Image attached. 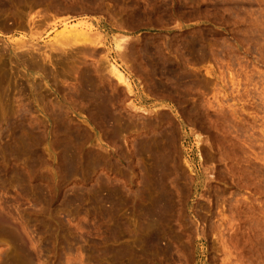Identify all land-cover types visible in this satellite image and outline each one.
I'll return each instance as SVG.
<instances>
[{"label":"rangeland","instance_id":"obj_1","mask_svg":"<svg viewBox=\"0 0 264 264\" xmlns=\"http://www.w3.org/2000/svg\"><path fill=\"white\" fill-rule=\"evenodd\" d=\"M0 264H264V0H1Z\"/></svg>","mask_w":264,"mask_h":264},{"label":"bare ground","instance_id":"obj_2","mask_svg":"<svg viewBox=\"0 0 264 264\" xmlns=\"http://www.w3.org/2000/svg\"><path fill=\"white\" fill-rule=\"evenodd\" d=\"M1 1V0H0ZM69 32H71V34L73 35V33L75 32H78L76 29H74V30H71V31H69ZM68 32V33H69ZM73 32V33H72ZM70 34V35H71ZM77 34V33H76ZM75 34V35H76ZM81 36V35H80ZM76 37V36H75ZM78 38H79V36H77ZM78 38H76L77 39V41H78ZM71 39V38H70ZM72 39H73V37H72ZM75 39V40H76ZM67 41V40H66ZM186 41V40H185ZM196 45V44H195ZM205 45V44H204ZM184 46V45H183ZM117 47V46H116ZM121 47V46H120ZM78 48V47H77ZM122 48V47H121ZM177 48V47H176ZM179 48V47H178ZM207 48V47H206ZM121 50V49H120ZM123 50V49H122ZM162 50V49H161ZM184 51V50H183ZM187 51V50H186ZM124 52V51H123ZM169 54V53H168ZM191 54V53H190ZM197 56V55H196ZM166 59V58H165ZM188 59V58H187ZM190 61V60H189ZM154 63V62H153ZM177 64V63H176ZM31 65V64H30ZM155 65V64H154ZM165 66V65H164ZM35 67V66H34ZM39 67V66H38ZM114 71H116V74L114 75L115 76V78L116 77H118V79L120 80V81H123V77L121 76V74H120V72H119V70L115 67V66H113V68H112ZM114 73V72H113ZM192 73V72H191ZM117 75V76H116ZM173 76V75H172ZM164 77V76H163ZM169 78V77H168ZM117 79V80H118ZM119 82V81H118ZM184 84V83H183ZM199 84V83H198ZM201 84V83H200ZM128 86V85H127ZM160 86V85H159ZM64 117V116H63ZM149 122V121H148ZM70 124V123H69ZM147 124V123H146ZM69 127V126H68ZM58 128V127H57ZM70 129V128H69ZM66 130V129H65ZM115 131V130H114ZM61 132V131H60ZM63 132V131H62ZM67 132V131H66ZM58 134V133H57ZM70 135V134H69ZM74 135V134H73ZM144 138V137H143ZM151 138V137H150ZM71 139H72V137H71ZM148 139V138H147ZM59 140H61V139H59ZM68 140V139H67ZM73 140V139H72ZM75 140V139H74ZM79 140V139H78ZM152 140V139H151ZM148 141V140H147ZM146 141V142H147ZM70 142V141H69ZM73 142V141H72ZM80 142V141H79ZM151 142V144H153L152 143V141H150ZM65 143V142H64ZM141 143V142H140ZM70 144V143H69ZM73 144V143H72ZM77 144V143H76ZM151 144H149V146H151ZM71 145V144H70ZM146 145V144H145ZM145 145H143L142 144V146H145ZM148 146V145H147ZM148 146V147H149ZM152 147H153V145H152ZM72 148V147H71ZM75 148V147H74ZM141 149V148H140ZM144 149V148H143ZM152 149V148H151ZM76 151V150H75ZM151 152V151H150ZM64 153V152H63ZM143 153V152H142ZM80 154V153H79ZM79 157V156H78ZM84 157V156H83ZM154 157V156H153ZM67 158H69V157H67ZM74 158V157H73ZM86 158V157H85ZM65 159V158H64ZM79 159V158H78ZM67 162H69V161H67ZM66 164V163H65ZM70 165V164H69ZM151 165V164H150ZM165 165V164H164ZM159 169V168H158ZM157 170V169H156ZM163 171H164V169H163ZM166 171V170H165ZM164 175V174H163ZM167 178V177H166ZM162 189V188H161ZM165 190V189H164ZM167 193V192H166ZM164 196V195H163ZM165 197H166V194H165ZM162 201H163V199H162ZM165 202H166V200H165ZM164 202V203H165ZM165 207V206H164ZM169 207V206H168ZM168 210V209H167ZM165 212H167V211H165ZM156 213V212H155ZM161 214H163V213H161ZM161 214H160V216H161ZM154 214L152 213V210H150L149 211V215H148V217H147V219H148V229H150L149 231H150V235H149V239H151V240H153L154 241V243L156 242H158V238H157V236H156V234H154V227H155V224L157 223L156 221H158V220H156V218H154V216H153ZM159 216V217H160ZM165 216V215H164ZM164 218V217H163ZM157 219H159V218H157ZM165 219H166V216H165ZM160 220V219H159ZM160 222V221H159ZM157 225V224H156ZM147 228V227H146ZM156 229H157V227H156ZM153 241H151V243H153ZM150 243V242H149ZM155 243V244H156ZM158 246V245H157ZM156 246V247H157ZM155 247V246H154Z\"/></svg>","mask_w":264,"mask_h":264}]
</instances>
